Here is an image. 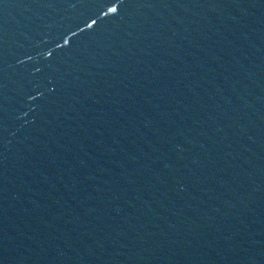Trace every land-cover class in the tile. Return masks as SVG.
<instances>
[{"label":"water","instance_id":"95a60500","mask_svg":"<svg viewBox=\"0 0 264 264\" xmlns=\"http://www.w3.org/2000/svg\"><path fill=\"white\" fill-rule=\"evenodd\" d=\"M65 109L264 128V0H0V122Z\"/></svg>","mask_w":264,"mask_h":264}]
</instances>
